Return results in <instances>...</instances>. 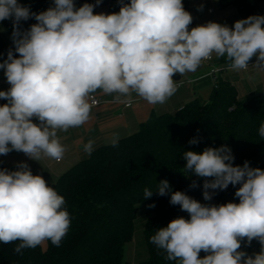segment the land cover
<instances>
[{
	"label": "clouds",
	"instance_id": "obj_1",
	"mask_svg": "<svg viewBox=\"0 0 264 264\" xmlns=\"http://www.w3.org/2000/svg\"><path fill=\"white\" fill-rule=\"evenodd\" d=\"M118 2L119 12L110 14L94 13L102 0L80 7L75 0H53L37 13L19 0H0V22L12 21L14 45L0 62L10 85L0 91L7 101L0 105V155L16 151L35 161H60L65 149L58 132L89 120V98L97 90L117 102L135 93L157 105L176 93L175 74L195 72L213 55L225 58L232 71H247L253 57L254 66L264 68V16L237 20L232 27L208 22L190 28L193 16L183 0ZM32 18L36 23L22 29L21 22ZM258 132L264 138V123ZM199 142L198 136L189 140ZM183 160L188 174L204 178L205 201L231 184L240 185L239 203L202 204L162 180L154 191L170 194V204L190 218L173 219L150 242L178 264H264V170L248 161L234 166L227 145L184 151ZM16 167L0 168V243L18 242V255L45 241L59 247L71 226L64 197L33 175L27 163ZM152 195L153 190H144V199ZM253 240L261 245L258 253L241 250Z\"/></svg>",
	"mask_w": 264,
	"mask_h": 264
},
{
	"label": "trees",
	"instance_id": "obj_2",
	"mask_svg": "<svg viewBox=\"0 0 264 264\" xmlns=\"http://www.w3.org/2000/svg\"><path fill=\"white\" fill-rule=\"evenodd\" d=\"M51 1L19 0L37 13L47 10ZM263 3L264 0H220L221 8H235L243 19L263 16ZM183 5L191 13V1L183 0ZM35 23L32 18L22 21L21 27L26 30ZM192 25L193 22L189 27ZM3 32L12 34L11 20L0 22V62L14 48L6 43ZM218 61L228 64L225 58ZM215 86L208 102L195 98L176 113L152 114L137 131L117 139L115 146L113 142L99 145L55 181L45 180L65 199L64 207L71 217L67 235L59 247L47 241L46 248L41 244L23 250V255L14 252L18 242L0 243V264H132L125 260V246L134 238L137 208L142 203H154L155 207L147 208L144 225L149 257L138 264H178L168 260L164 250L152 244L150 238L173 219L190 218L179 205L170 204V194L160 196L154 191L160 181L166 179L172 191H183L207 204L202 197L204 178L185 171L184 151L199 153L207 147L227 145L235 157L234 166L248 161L250 167L264 170V138L258 132L264 123V91L243 101L232 82L218 80ZM197 136L200 142L189 144ZM0 168L17 170L1 160ZM193 181L198 184L195 189L189 187ZM239 186L230 184L217 192L220 196L229 193L234 203H239L235 197ZM146 188L153 190L151 198L144 199ZM241 250L253 255L256 240L251 245L242 243ZM205 255L203 251L199 254L200 258Z\"/></svg>",
	"mask_w": 264,
	"mask_h": 264
},
{
	"label": "crops",
	"instance_id": "obj_3",
	"mask_svg": "<svg viewBox=\"0 0 264 264\" xmlns=\"http://www.w3.org/2000/svg\"><path fill=\"white\" fill-rule=\"evenodd\" d=\"M190 1L191 15L193 16L192 27L208 22L227 24L229 27H232L237 20L243 19L235 8H221L220 0ZM116 2L115 0H102L100 5L105 3L108 8V14H110L113 13ZM201 6L202 10H198ZM262 12L264 16V3L262 4ZM256 62V57H253L252 60L249 61L247 71L237 72L230 70L227 63L219 62L218 58L213 55V60L211 62L203 61L195 72L190 73L189 77L192 79V83L190 85L184 83L181 87L177 88L176 93L164 104H149L147 101L135 95V93H133L129 99H122L121 102H117L112 95H106L101 90H97L93 94L99 96L101 104L99 106H91L89 120L80 127L58 132V138H62L60 141H64L63 147L70 148L71 146H77L83 143L86 147L80 146V149H85L87 147L89 149V153L87 154L75 153V151L71 152L68 157V162L60 169V175L90 154L95 147L112 143L125 135L134 133L139 129L141 123L146 121L152 114H162L166 112L176 113V111L182 108L187 102L195 98H199L203 102H208L215 87V77L211 75L213 68H222V71L217 74L219 80H228L232 82L238 90L240 99L249 101L252 97L264 91V68L254 66ZM176 75L180 77L174 79V81H183L180 74ZM9 87L10 85L7 83L6 77L4 76V70L0 69V91H6ZM127 102H131V106H126ZM3 104L4 100L0 99V105ZM14 153L17 155H24L22 152L15 151ZM0 160L5 165L17 169L16 166L18 161H15L12 155H0ZM48 162L49 158H42L39 160L38 168L32 173L33 175H41L45 180L55 181L56 179H50V177H48L54 166H52V163L49 164ZM63 162L64 158L60 161H56L57 164H62ZM221 196L216 191L215 197L219 198ZM205 202L207 203V201ZM260 248L261 245L256 241V253L260 251ZM127 254L128 256L126 257ZM148 257L149 251L146 241L145 246L139 245L137 242H134L133 238L132 241L126 244V261L132 264H138Z\"/></svg>",
	"mask_w": 264,
	"mask_h": 264
},
{
	"label": "rangeland",
	"instance_id": "obj_4",
	"mask_svg": "<svg viewBox=\"0 0 264 264\" xmlns=\"http://www.w3.org/2000/svg\"><path fill=\"white\" fill-rule=\"evenodd\" d=\"M53 0L51 2V6H52ZM91 3L94 4V0H91ZM75 4L76 7H80L82 6L81 3L79 2V0H75ZM120 10V4L117 1L114 5V10L113 12H119ZM94 13H105L108 14V8L106 6V4L104 3L103 5H99L97 7L94 8ZM4 35V39L6 41V43L9 46H12V40H11V34L7 33V32H3ZM190 73H186L185 75L182 76L183 81L185 82V84L190 85L192 83V79L189 77ZM174 79V78H173ZM62 138L59 139V141ZM60 143L63 145L64 141H60ZM80 146H85L83 143L79 144L77 146H71L70 148H65L64 151V162L62 164H57L56 160L50 159L49 158V164L52 163V166L56 165L55 167L53 166L52 170L50 171V175L48 177H50V179H57L58 176L60 175V169H62L65 165V163L68 162V157L71 154V152L75 151V153H84L87 154L89 153V149L88 147L85 149H80ZM86 147V146H85ZM15 151L10 152L9 154L12 155V158L15 161L19 162H25L28 164V166L30 167L31 171L34 172L35 169L38 168V164L39 161H35V160H31L29 159L25 154L24 155H17L16 153H14ZM89 155V154H88ZM212 191V190H210ZM216 193V192H215ZM228 202H234L233 198L231 197V195L229 193H225L223 194L221 197H215V194L213 195V199L211 201H207V204L211 203V204H215V205H220V204H225ZM147 208L148 205L147 203H142L138 206L137 208V218L135 221V235H134V242H137L139 245H144L145 246V237H144V225H145V221L147 218ZM133 244V243H132ZM43 248H46L47 246V241L42 243ZM129 246V245H128ZM127 246V248H128ZM128 251V250H127ZM128 256V254L126 255V257Z\"/></svg>",
	"mask_w": 264,
	"mask_h": 264
},
{
	"label": "built area",
	"instance_id": "obj_5",
	"mask_svg": "<svg viewBox=\"0 0 264 264\" xmlns=\"http://www.w3.org/2000/svg\"><path fill=\"white\" fill-rule=\"evenodd\" d=\"M212 60H213V57L211 59L205 60V62H211ZM221 71H222V68H219V67L213 68L211 75L215 77V83L219 80V78L217 77V74ZM184 83L185 82L181 80L177 81V88L181 87ZM89 102L91 106H99L101 104V99L99 98L97 94H91L89 98ZM126 106H131V102H127ZM33 122L38 123V121H35V120Z\"/></svg>",
	"mask_w": 264,
	"mask_h": 264
},
{
	"label": "water",
	"instance_id": "obj_6",
	"mask_svg": "<svg viewBox=\"0 0 264 264\" xmlns=\"http://www.w3.org/2000/svg\"><path fill=\"white\" fill-rule=\"evenodd\" d=\"M179 77L180 76L179 75H176V74L173 76L174 79H178Z\"/></svg>",
	"mask_w": 264,
	"mask_h": 264
},
{
	"label": "bare ground",
	"instance_id": "obj_7",
	"mask_svg": "<svg viewBox=\"0 0 264 264\" xmlns=\"http://www.w3.org/2000/svg\"><path fill=\"white\" fill-rule=\"evenodd\" d=\"M216 89V88H215Z\"/></svg>",
	"mask_w": 264,
	"mask_h": 264
}]
</instances>
